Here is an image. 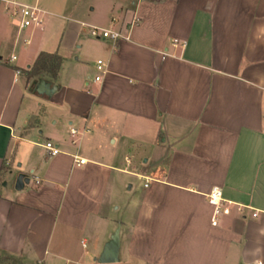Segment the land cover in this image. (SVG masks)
<instances>
[{"label":"crops","instance_id":"crops-1","mask_svg":"<svg viewBox=\"0 0 264 264\" xmlns=\"http://www.w3.org/2000/svg\"><path fill=\"white\" fill-rule=\"evenodd\" d=\"M40 1L0 0V256L98 264L118 228L114 264H264V0H104L110 19L80 23L71 67L40 38ZM22 5L41 28L19 30ZM40 55L60 59L51 96L21 73ZM214 187L228 208L215 224Z\"/></svg>","mask_w":264,"mask_h":264},{"label":"rangeland","instance_id":"rangeland-1","mask_svg":"<svg viewBox=\"0 0 264 264\" xmlns=\"http://www.w3.org/2000/svg\"><path fill=\"white\" fill-rule=\"evenodd\" d=\"M57 1L59 0H42L38 3L40 8L47 9V11L49 12L47 19L50 20V26L47 28L45 27L46 29L44 31L42 30L40 38H42V40L47 37L51 39L54 38L53 45L56 47H60V52L62 51V53H64L65 58L69 63L68 66L71 67L76 64L73 60L77 58V55L74 54L75 47L78 45L75 40L77 32L78 30H87L86 28H82L80 23L90 22L95 23L98 27H106L107 21L110 19L109 11L104 0H61V2L64 1V5L62 7L56 5L57 3H59ZM90 9H92V11H90ZM14 21L16 22V19H14ZM45 25L46 23L44 24V26ZM57 32L58 34L54 36ZM23 35L25 37H30V31H26L25 33H23ZM32 44V41H30L28 49L32 46ZM47 47L48 46H46V48ZM17 53L21 54L22 60H24L28 54V52L24 51L23 49H20V51L18 49ZM42 60L46 62L43 57ZM27 70H29V68L22 69L21 73L26 79H29L26 73ZM41 74L43 76L49 77L48 74ZM37 79H40V77H37ZM36 82L38 81L36 80ZM119 178H121L120 175L116 174L115 205L117 206H119V202H122L123 200L122 193L124 192V188L129 185L128 183L126 184V186H124V182ZM125 178L127 179L128 177ZM129 181H131L135 186V181L132 178H130ZM0 264L19 263L16 260L0 256Z\"/></svg>","mask_w":264,"mask_h":264},{"label":"built area","instance_id":"built-area-1","mask_svg":"<svg viewBox=\"0 0 264 264\" xmlns=\"http://www.w3.org/2000/svg\"><path fill=\"white\" fill-rule=\"evenodd\" d=\"M11 13L13 17L18 19L19 30H24L28 28H41L43 25V18H42L43 12L36 6L22 5V6L14 8ZM135 22H136V19L133 18L131 25H133ZM90 34L94 38H103V39L108 38L113 41L128 39V36H123L121 32L118 30H100L98 28H91ZM23 43L27 45L29 44V40H24ZM176 43L177 41L173 40V44H176ZM14 59L15 57H12V60ZM102 67H103L102 62L98 60L96 62L97 71L101 72ZM94 80L99 81L100 77L96 76ZM76 133L77 132L75 130H70L71 135H75ZM43 148L48 157L56 156L60 152L58 147L50 141L45 142ZM74 160H75V164L77 165H83L86 163V160L80 159L77 157H75ZM207 200H208V203L213 207L211 222L215 224L220 215L228 214V208L224 206L225 202L222 199L221 190L217 187H214L210 190L209 194L207 195ZM253 217H255V214H253Z\"/></svg>","mask_w":264,"mask_h":264},{"label":"water","instance_id":"water-1","mask_svg":"<svg viewBox=\"0 0 264 264\" xmlns=\"http://www.w3.org/2000/svg\"><path fill=\"white\" fill-rule=\"evenodd\" d=\"M35 85V92L40 96H51L55 92V87L44 79L38 82H33ZM29 182L28 178L23 174L17 175L14 183V189L21 191L24 185ZM5 185V183H3ZM119 251V229L117 228L110 240L104 245L102 252L100 253L97 262L98 264H114L118 261Z\"/></svg>","mask_w":264,"mask_h":264},{"label":"trees","instance_id":"trees-1","mask_svg":"<svg viewBox=\"0 0 264 264\" xmlns=\"http://www.w3.org/2000/svg\"><path fill=\"white\" fill-rule=\"evenodd\" d=\"M60 64L59 58H54L50 64H47L42 60V55L38 56L33 66L26 71L29 78L40 77V79L45 78L41 73L48 74L50 78L54 79L58 71ZM1 182V179H0Z\"/></svg>","mask_w":264,"mask_h":264}]
</instances>
